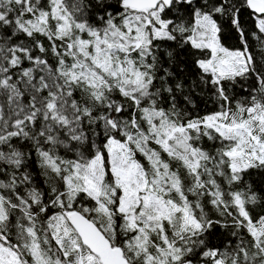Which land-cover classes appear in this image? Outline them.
<instances>
[{"label":"snow or ice","instance_id":"obj_1","mask_svg":"<svg viewBox=\"0 0 264 264\" xmlns=\"http://www.w3.org/2000/svg\"><path fill=\"white\" fill-rule=\"evenodd\" d=\"M0 264H264V0H0Z\"/></svg>","mask_w":264,"mask_h":264}]
</instances>
